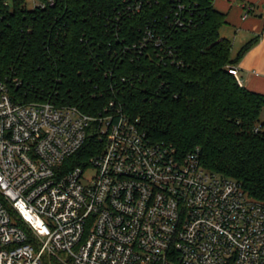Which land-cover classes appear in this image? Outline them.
Here are the masks:
<instances>
[{"label":"built area","instance_id":"2783aa9c","mask_svg":"<svg viewBox=\"0 0 264 264\" xmlns=\"http://www.w3.org/2000/svg\"><path fill=\"white\" fill-rule=\"evenodd\" d=\"M178 8L172 25L183 27ZM150 42L166 54L153 29L126 50L141 54ZM228 71L243 84L237 67ZM93 135L97 152L72 165ZM54 261L264 264V201L205 169L199 149L180 157L153 143L114 100L98 115L51 99L20 101L0 75V264Z\"/></svg>","mask_w":264,"mask_h":264},{"label":"trees","instance_id":"16d2710c","mask_svg":"<svg viewBox=\"0 0 264 264\" xmlns=\"http://www.w3.org/2000/svg\"><path fill=\"white\" fill-rule=\"evenodd\" d=\"M139 1L55 0L43 8L47 0H38L29 9L27 0H0V75L20 101L51 99L98 115L114 100L153 143L180 157L199 149L205 169L264 201V95L228 71L253 42L232 59L233 43L220 35L226 16L212 0H143L139 12L127 10ZM180 6L185 26L174 27ZM148 29L166 39V54L151 42L141 54L126 50ZM98 144L93 135L72 165L87 163Z\"/></svg>","mask_w":264,"mask_h":264},{"label":"crops","instance_id":"0c3cea01","mask_svg":"<svg viewBox=\"0 0 264 264\" xmlns=\"http://www.w3.org/2000/svg\"><path fill=\"white\" fill-rule=\"evenodd\" d=\"M214 8L225 14L227 23L220 30L222 39L233 43L232 59L248 43L250 50L234 67L239 69L242 86L264 95V0H212Z\"/></svg>","mask_w":264,"mask_h":264},{"label":"rangeland","instance_id":"374dc122","mask_svg":"<svg viewBox=\"0 0 264 264\" xmlns=\"http://www.w3.org/2000/svg\"><path fill=\"white\" fill-rule=\"evenodd\" d=\"M37 3H38V0H27V5L29 9H33ZM261 122H264V111L261 117ZM89 173L91 174V172Z\"/></svg>","mask_w":264,"mask_h":264}]
</instances>
